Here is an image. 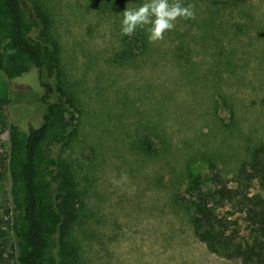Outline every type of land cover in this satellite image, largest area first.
<instances>
[{"label": "rangeland", "instance_id": "1", "mask_svg": "<svg viewBox=\"0 0 264 264\" xmlns=\"http://www.w3.org/2000/svg\"><path fill=\"white\" fill-rule=\"evenodd\" d=\"M182 2L195 6L196 18L177 20L164 40L150 43L146 29L121 35L123 10L143 0H24L43 21L35 34L59 58L52 99L73 116L75 131L58 155L79 195L72 238L81 264H239L195 237L176 197L191 171L209 174L212 163L232 182L264 144V0ZM17 86V110L39 114L38 75ZM5 94L0 72L6 155ZM10 184L4 164L0 244L6 264H15Z\"/></svg>", "mask_w": 264, "mask_h": 264}, {"label": "trees", "instance_id": "2", "mask_svg": "<svg viewBox=\"0 0 264 264\" xmlns=\"http://www.w3.org/2000/svg\"><path fill=\"white\" fill-rule=\"evenodd\" d=\"M249 1L209 0L215 5ZM42 25L24 0H0V72L6 85L1 115L9 133L0 166L6 164L11 183L8 226L15 264H81L72 238L81 211L79 195L58 155L75 131L73 116L52 99L51 80L61 79L60 65L56 48L35 34ZM34 73L42 82L44 106L39 114L25 116L17 110L14 92L19 81ZM210 168L209 174L191 171L187 188L176 197L191 215L195 237L223 259L264 264V144L241 164L232 182L215 164ZM6 248L0 244V264H6Z\"/></svg>", "mask_w": 264, "mask_h": 264}, {"label": "clouds", "instance_id": "3", "mask_svg": "<svg viewBox=\"0 0 264 264\" xmlns=\"http://www.w3.org/2000/svg\"><path fill=\"white\" fill-rule=\"evenodd\" d=\"M195 6L182 0H143L136 7H126L121 21V35L132 37L137 29H146L150 43L164 40L179 19L194 20Z\"/></svg>", "mask_w": 264, "mask_h": 264}]
</instances>
